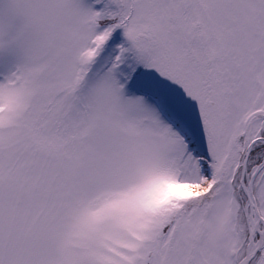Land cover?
Returning a JSON list of instances; mask_svg holds the SVG:
<instances>
[{
    "label": "snow or ice",
    "instance_id": "6c2138e0",
    "mask_svg": "<svg viewBox=\"0 0 264 264\" xmlns=\"http://www.w3.org/2000/svg\"><path fill=\"white\" fill-rule=\"evenodd\" d=\"M0 264H264V0H0Z\"/></svg>",
    "mask_w": 264,
    "mask_h": 264
},
{
    "label": "rangeland",
    "instance_id": "374dc122",
    "mask_svg": "<svg viewBox=\"0 0 264 264\" xmlns=\"http://www.w3.org/2000/svg\"><path fill=\"white\" fill-rule=\"evenodd\" d=\"M4 66H5V63L2 61V59H0V72L3 71Z\"/></svg>",
    "mask_w": 264,
    "mask_h": 264
}]
</instances>
